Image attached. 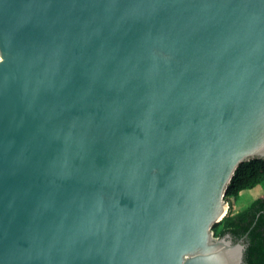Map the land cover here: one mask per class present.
Instances as JSON below:
<instances>
[{
  "label": "water",
  "instance_id": "obj_1",
  "mask_svg": "<svg viewBox=\"0 0 264 264\" xmlns=\"http://www.w3.org/2000/svg\"><path fill=\"white\" fill-rule=\"evenodd\" d=\"M252 159L264 0H0V264H245Z\"/></svg>",
  "mask_w": 264,
  "mask_h": 264
},
{
  "label": "trees",
  "instance_id": "obj_2",
  "mask_svg": "<svg viewBox=\"0 0 264 264\" xmlns=\"http://www.w3.org/2000/svg\"><path fill=\"white\" fill-rule=\"evenodd\" d=\"M261 183H264V160L252 159L242 163L225 195L228 212L213 227L215 237L228 233L235 241L246 235L245 264H264V195L238 212H233V205L243 190L252 189Z\"/></svg>",
  "mask_w": 264,
  "mask_h": 264
},
{
  "label": "rangeland",
  "instance_id": "obj_3",
  "mask_svg": "<svg viewBox=\"0 0 264 264\" xmlns=\"http://www.w3.org/2000/svg\"><path fill=\"white\" fill-rule=\"evenodd\" d=\"M264 195V183L259 184L258 186L243 190L238 199L233 205V212H238L246 208L253 200L262 197Z\"/></svg>",
  "mask_w": 264,
  "mask_h": 264
},
{
  "label": "flooded vegetation",
  "instance_id": "obj_4",
  "mask_svg": "<svg viewBox=\"0 0 264 264\" xmlns=\"http://www.w3.org/2000/svg\"><path fill=\"white\" fill-rule=\"evenodd\" d=\"M233 240H234V239H233ZM240 240H241V243L244 244V245H245V248H246V246H247V244H246V242H245V240H246V235H243V236L237 238L235 241H240Z\"/></svg>",
  "mask_w": 264,
  "mask_h": 264
}]
</instances>
